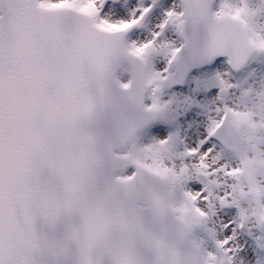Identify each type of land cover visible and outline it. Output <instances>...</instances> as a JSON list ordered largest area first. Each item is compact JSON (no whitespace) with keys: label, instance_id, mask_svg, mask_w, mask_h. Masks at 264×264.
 <instances>
[{"label":"clouds","instance_id":"clouds-1","mask_svg":"<svg viewBox=\"0 0 264 264\" xmlns=\"http://www.w3.org/2000/svg\"><path fill=\"white\" fill-rule=\"evenodd\" d=\"M87 2L0 0V264H220V233L186 195L206 170L176 138L142 139L169 108L159 70L126 32L81 13ZM170 11L183 51L224 37L240 71L264 58V0H174ZM210 113L217 148L204 163L236 170L219 181L259 233L264 75L225 76Z\"/></svg>","mask_w":264,"mask_h":264},{"label":"snow or ice","instance_id":"snow-or-ice-1","mask_svg":"<svg viewBox=\"0 0 264 264\" xmlns=\"http://www.w3.org/2000/svg\"><path fill=\"white\" fill-rule=\"evenodd\" d=\"M173 3L174 0H88L86 6L78 10L83 14L99 17L101 19L100 27L104 30L114 29L126 32L129 41L136 45L134 55H163L167 66L161 65L158 77L162 89L165 90L174 83L183 82L176 79V73L173 71L184 52L171 43L172 37L168 30L169 23L174 17V13L170 11ZM68 6L70 5L67 0L60 4L40 5L41 8L47 9ZM157 45L163 47L158 48ZM261 47L264 48V45ZM224 56H228L229 59L226 61L217 59ZM201 60V66L192 71L190 75L186 73L185 78L191 84L193 77L211 76L213 73H217L215 80L218 94L224 90L225 76L231 83L238 75L251 71L249 67L240 71V62L233 60L231 54L226 50L224 37L214 38L210 47L201 50ZM213 61L215 62L213 63ZM260 71L264 72V66L260 67ZM189 90L178 89L180 92ZM218 94L213 93L216 97ZM170 104L171 102H168L169 107ZM210 115L209 112L206 131L203 127L193 125L190 131H186V139H181L178 136H166V129H154L153 132L168 138L167 140L161 139L162 142H169L172 138L180 140L185 148V162H200L201 167L206 170L201 172L197 179H190L186 182V195L193 202H201V207L207 208V211H201V208L198 207L197 212L207 222L210 230L220 233L216 244L227 254L220 264H243L244 260L252 259V239L249 237H252L257 246L264 250V230L257 233L251 228L245 227L243 219L238 217L237 206L229 200L226 192L227 185L219 181L221 176L234 175L236 170L224 169L219 173H213L204 163L217 148L215 129L209 127L213 123ZM196 119L194 114L187 118L188 121ZM210 177L212 178L210 179ZM213 190H215L214 201L210 197ZM245 243L248 245V251H244L242 248Z\"/></svg>","mask_w":264,"mask_h":264},{"label":"rangeland","instance_id":"rangeland-1","mask_svg":"<svg viewBox=\"0 0 264 264\" xmlns=\"http://www.w3.org/2000/svg\"><path fill=\"white\" fill-rule=\"evenodd\" d=\"M171 42H175V33L170 31ZM226 61V59H220ZM150 62L157 70H161V65H166V59L163 55H153L150 58ZM215 62V61H214ZM213 62V63H214ZM264 66V58L256 60L250 66L251 71L246 72L243 75H238L235 79L242 83H249L259 79L264 75V72L260 71V67ZM217 73H213L211 76L204 75L201 77H193L191 84L188 80L182 88L190 89L189 91L180 92L178 89H173L171 92H163V99L167 102H171L170 107L162 117L161 121L157 123V126H151L148 132L142 134V139L145 142H152L157 138L163 139L165 136L157 135L153 132L154 129H166V136H178L181 139H186V131H190L191 127H203L206 131L208 113L211 110L213 101L216 96L213 93L218 94L216 88ZM127 79V77H125ZM181 89V88H179ZM194 114L197 119L195 121H188L189 115ZM187 121V123H186ZM252 239L251 255L252 259L244 260L243 264H264V250L259 248L256 241ZM244 251H248V245L245 243L242 246Z\"/></svg>","mask_w":264,"mask_h":264},{"label":"water","instance_id":"water-1","mask_svg":"<svg viewBox=\"0 0 264 264\" xmlns=\"http://www.w3.org/2000/svg\"><path fill=\"white\" fill-rule=\"evenodd\" d=\"M198 40L195 41L192 45L184 50L182 53L176 67L174 68V72L176 73V79L182 80L183 82L185 79V74H190L192 71L196 70L198 67L201 66L202 60L201 55L199 54V46ZM182 83H174L170 87L166 88V90L172 89V87L180 86ZM153 126H157V123L153 124ZM148 132V129L144 131V133Z\"/></svg>","mask_w":264,"mask_h":264}]
</instances>
